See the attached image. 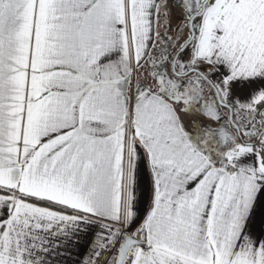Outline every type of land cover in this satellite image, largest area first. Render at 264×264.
<instances>
[{
  "label": "snow or ice",
  "instance_id": "snow-or-ice-1",
  "mask_svg": "<svg viewBox=\"0 0 264 264\" xmlns=\"http://www.w3.org/2000/svg\"><path fill=\"white\" fill-rule=\"evenodd\" d=\"M0 264H264V0H0Z\"/></svg>",
  "mask_w": 264,
  "mask_h": 264
}]
</instances>
